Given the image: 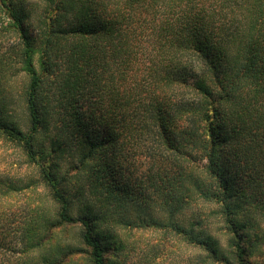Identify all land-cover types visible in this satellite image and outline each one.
Here are the masks:
<instances>
[{
    "label": "trees",
    "instance_id": "1",
    "mask_svg": "<svg viewBox=\"0 0 264 264\" xmlns=\"http://www.w3.org/2000/svg\"><path fill=\"white\" fill-rule=\"evenodd\" d=\"M0 140L45 192L22 264H107L110 227L171 235L189 264H264V0H0ZM66 229L82 250L51 244Z\"/></svg>",
    "mask_w": 264,
    "mask_h": 264
},
{
    "label": "rangeland",
    "instance_id": "2",
    "mask_svg": "<svg viewBox=\"0 0 264 264\" xmlns=\"http://www.w3.org/2000/svg\"><path fill=\"white\" fill-rule=\"evenodd\" d=\"M21 125L23 119L21 114L15 117ZM61 173L71 176L70 182L74 187V170L76 160L64 157L60 160ZM11 180L16 184L27 185L30 180L34 185L21 191H6V183ZM38 171L30 167L21 152L0 140V264H22L29 255L22 253V234L26 221L29 219L31 210L37 207H44L45 192L40 186ZM78 183V182H77ZM80 184V183H79ZM85 188L86 186L83 185ZM83 187V189H84ZM194 211L197 214L203 211H209L207 205H194ZM239 219L247 221V211L242 209ZM213 222L216 219L212 217ZM253 220V219H252ZM255 224L256 230L264 234V222ZM112 233H115V241L122 245L116 256L109 257L107 264H189L192 252L190 249L179 242L171 235H163L161 232H155L150 229H123L119 227H110ZM57 237V240L51 244H65L83 249L77 241V229H66ZM220 238V244L225 248L226 239ZM48 248L46 246L44 249ZM32 257L33 262L41 264L40 253H35ZM59 264H88L87 257L83 251L77 252L74 256L66 257ZM262 264V263H261Z\"/></svg>",
    "mask_w": 264,
    "mask_h": 264
}]
</instances>
